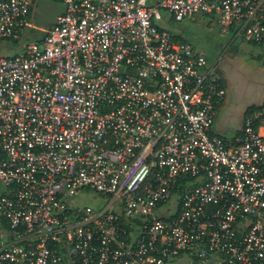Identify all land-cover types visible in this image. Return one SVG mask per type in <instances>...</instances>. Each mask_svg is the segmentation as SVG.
<instances>
[{"label": "built area", "instance_id": "obj_1", "mask_svg": "<svg viewBox=\"0 0 264 264\" xmlns=\"http://www.w3.org/2000/svg\"><path fill=\"white\" fill-rule=\"evenodd\" d=\"M62 1L27 43L0 0V264H264V106L217 133L223 78L165 26L264 52V0Z\"/></svg>", "mask_w": 264, "mask_h": 264}, {"label": "rangeland", "instance_id": "obj_2", "mask_svg": "<svg viewBox=\"0 0 264 264\" xmlns=\"http://www.w3.org/2000/svg\"><path fill=\"white\" fill-rule=\"evenodd\" d=\"M35 2V23L39 26L48 27L55 21L57 12L62 5L61 0H36ZM165 26L171 32L181 35L193 44L196 49L205 53L209 63L212 64L219 57L225 56V60L220 59L218 61V66L215 70L220 68L224 74L226 72L234 73L235 71L238 73V70L240 71L239 74L244 77V86L239 90L231 83L227 84L229 103L238 104L240 106L237 107L238 110L252 106L254 103L258 104V101L255 100L264 98V52L259 46L250 45L239 40L232 41L230 35L222 31L216 18H211L209 15L196 14L193 18H184L181 21L171 19L165 23ZM6 44L10 45V42L4 43V45ZM12 49H15V47ZM3 52L12 54L14 50L4 49ZM254 75L258 79L253 78ZM226 76L228 77L229 75ZM230 89L233 91H230ZM239 118L236 117L235 120L223 127L221 125L223 116L218 114L214 130L225 136L230 135L233 128L237 126ZM73 202L75 204L102 207L106 200L99 193L90 192L75 197Z\"/></svg>", "mask_w": 264, "mask_h": 264}, {"label": "crops", "instance_id": "obj_3", "mask_svg": "<svg viewBox=\"0 0 264 264\" xmlns=\"http://www.w3.org/2000/svg\"><path fill=\"white\" fill-rule=\"evenodd\" d=\"M36 0H33V4H32V8H31V11H30V14H29V16H28V20H29V25H28V27H27V32H28V34H27V37H26V42L28 43V42H30V41H34V40H37V39H42V37H44L46 34H47V32H48V30L52 27V26H54L56 23H57V20H58V16L60 15V14H62L63 12H64V10H65V6H64V3H63V1L61 0V7L59 8V10H58V12H57V15H56V18H55V21L51 24V25H49L48 27H44V26H39V25H37L36 23H35V20H34V7H35V2ZM187 41V40H186ZM232 41H235V40H232ZM239 41H241V40H239ZM189 42V41H188ZM241 42H243V41H241ZM248 44H250V43H248ZM250 45H254V44H250ZM7 46L8 47H10V48H13L14 46L10 43V45H8L7 44ZM254 46H257V45H254ZM221 60H225V56L223 57H219ZM219 59V60H220ZM218 59L214 62V63H210L211 65H213L214 66V68H217V66H218V61H219ZM220 74H221V76H222V78H223V81H224V83H225V85H226V87H227V89H228V86H227V84H230V83H232V80H229V79H231L233 76H241L240 74H239V70H238V73H236L235 71H234V75H231V77L230 76H228V77H226L222 72H221V70H220V68L217 70ZM244 74V73H243ZM229 75H230V73H229ZM247 76V75H246ZM241 77H243V75L241 76ZM244 78V77H243ZM231 91H233L232 89H230ZM255 101H258V100H255ZM254 101V102H255ZM260 102V103H259ZM262 102V103H261ZM263 102H264V100H261V101H258V104H263ZM257 104V105H258ZM254 105H255V103H254ZM264 105V104H263ZM237 107H238V105L237 104H235V103H233V104H230L229 103V100H228V98H227V101L225 102V104L223 105V107L221 108V110H220V112H219V114L221 115L222 114V116H223V120L221 121V125L223 126V127H225V126H227L230 122H232L233 120H235L236 119V117H240L238 120V124H241V121H242V116H243V114L246 112V111H248V109H249V107L250 106H247L246 108H243V109H240V110H238L237 109ZM237 124V126L236 127H234L233 128V130H232V134H230V135H233V134H235L239 129H240V125H238Z\"/></svg>", "mask_w": 264, "mask_h": 264}, {"label": "flooded vegetation", "instance_id": "obj_4", "mask_svg": "<svg viewBox=\"0 0 264 264\" xmlns=\"http://www.w3.org/2000/svg\"><path fill=\"white\" fill-rule=\"evenodd\" d=\"M221 70V69H220ZM222 72V71H221ZM223 74H224V72H222ZM229 73H230V75H229ZM225 76L226 75H229L230 77H231V75H234V73H231V72H226V74H224ZM227 77V76H226ZM253 78H257L258 79V77L256 76V75H254L253 76ZM231 80H232V85H234L235 86V88H237V89H241L242 88V86H244V79H243V77H241V76H233L232 78H231ZM234 86H233V88H234ZM232 88V89H233ZM234 88V89H235ZM231 91V90H230ZM227 95H228V90H227ZM264 97V96H263ZM261 100H264V98H261V99H259L258 101H261ZM227 101V96H226V99H225V102ZM253 101H254V99H253ZM225 102H224V104H225ZM238 105V104H237ZM238 107H240V106H238ZM241 109V108H240ZM247 112V111H246Z\"/></svg>", "mask_w": 264, "mask_h": 264}, {"label": "trees", "instance_id": "obj_5", "mask_svg": "<svg viewBox=\"0 0 264 264\" xmlns=\"http://www.w3.org/2000/svg\"><path fill=\"white\" fill-rule=\"evenodd\" d=\"M179 37L183 40H186L185 38H183L181 35H179ZM264 105L263 104H255L249 107L248 111H252L254 109H261ZM240 130V129H239Z\"/></svg>", "mask_w": 264, "mask_h": 264}, {"label": "water", "instance_id": "obj_6", "mask_svg": "<svg viewBox=\"0 0 264 264\" xmlns=\"http://www.w3.org/2000/svg\"><path fill=\"white\" fill-rule=\"evenodd\" d=\"M227 90H228V89H227ZM244 115H245V114H243V116H242V120H243ZM241 124H242V121H241ZM241 124H238V125H240V127H241Z\"/></svg>", "mask_w": 264, "mask_h": 264}]
</instances>
